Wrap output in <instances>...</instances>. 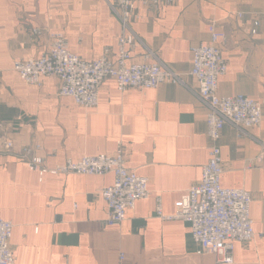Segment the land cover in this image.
<instances>
[{
    "label": "crops",
    "instance_id": "obj_1",
    "mask_svg": "<svg viewBox=\"0 0 264 264\" xmlns=\"http://www.w3.org/2000/svg\"><path fill=\"white\" fill-rule=\"evenodd\" d=\"M111 2L0 0V217L14 225L15 264H225L198 250L188 223L157 213L158 197L162 213H174L208 160L207 106L188 72L190 48L209 41L211 23L226 33L219 45L227 70L218 93L262 104L259 126L240 132L226 123L219 140L221 183L250 191L257 233L235 243L229 264H264V0H175L158 8L135 1L131 59L158 60L181 73L184 84L120 91L107 78L97 106L88 108L59 95L56 77L33 85L13 70L15 60L42 55L57 34L84 59L104 51L114 59L122 26ZM5 139L32 147L48 167L113 153L120 140L126 166L148 178L151 193L124 221L107 225L100 190L113 182L112 173L40 177L18 151L5 149Z\"/></svg>",
    "mask_w": 264,
    "mask_h": 264
},
{
    "label": "built area",
    "instance_id": "obj_2",
    "mask_svg": "<svg viewBox=\"0 0 264 264\" xmlns=\"http://www.w3.org/2000/svg\"><path fill=\"white\" fill-rule=\"evenodd\" d=\"M136 0H112V12L120 19L121 32L117 38L114 59L107 51L92 59H84L72 52L66 38L57 34L49 48L39 57L20 58L14 61L13 70L28 84L39 85L43 76H54L58 81V94L70 96L84 107L98 104L99 89L103 81L111 78L118 90L127 88H157L163 83L184 84L178 71L163 65L158 60L135 62L131 49L136 37L130 28L135 17ZM153 7L172 4L175 0H142ZM240 16V13H238ZM258 21H253L251 33H256ZM39 33L38 29H33ZM226 33L211 23L209 41L190 48L191 67L188 75L196 82V95L207 106L206 125L208 160L202 166L200 179L190 185L175 204L172 215L162 213L158 197L157 213L161 218L185 221L190 228V238L200 252L216 256L218 263L233 262L235 243L252 240L256 233L250 216L252 196L243 187H228L221 183L223 172L219 140L226 123L238 131L257 127L262 121V104L243 95H220L218 81L227 70V61L222 56L220 41ZM6 150H16L30 170L40 177L50 174H113V182L103 187L100 194L107 205L105 224L121 223L127 211L134 209L136 202L149 197L148 178L126 166V148L117 142L113 153L82 155L66 159L63 163L48 167L45 156L38 155L32 147H16L11 139H5ZM13 223L0 217V264H15V255L10 247Z\"/></svg>",
    "mask_w": 264,
    "mask_h": 264
}]
</instances>
